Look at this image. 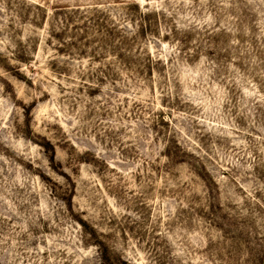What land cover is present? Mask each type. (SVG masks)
Here are the masks:
<instances>
[{"label":"rangeland","instance_id":"obj_1","mask_svg":"<svg viewBox=\"0 0 264 264\" xmlns=\"http://www.w3.org/2000/svg\"><path fill=\"white\" fill-rule=\"evenodd\" d=\"M0 264H264V0H0Z\"/></svg>","mask_w":264,"mask_h":264}]
</instances>
